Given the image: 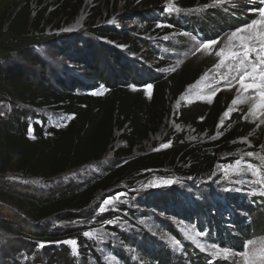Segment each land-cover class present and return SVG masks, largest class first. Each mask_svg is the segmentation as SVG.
<instances>
[{
    "label": "rangeland",
    "instance_id": "rangeland-1",
    "mask_svg": "<svg viewBox=\"0 0 264 264\" xmlns=\"http://www.w3.org/2000/svg\"><path fill=\"white\" fill-rule=\"evenodd\" d=\"M160 1L154 7L145 6L149 0H72L73 6L67 7L66 12V1H0V18L5 19V26L23 3L28 4L25 7L30 11L34 9L32 15L45 7L47 15L52 10L56 12L54 19L49 17L39 27L55 38L44 48L36 49L43 62L33 69L51 82L56 76L70 81L78 78L77 74L87 77L79 57L83 53L88 56L94 48H111L121 54L123 63L130 64L136 72L131 80L120 82L127 90L140 92L146 102L154 97L156 79L172 85L169 77L175 73L196 75L178 94L166 89L159 108L163 116L150 125L148 135L137 142L130 154L117 156L119 148L129 147L123 139L124 129L117 130L103 163H92L53 179L16 177L13 181L41 199L83 190L138 157L149 160L155 153H179L187 142L197 145L222 140L230 133V121L236 123L239 119L242 136L217 145L218 150L225 145L229 150L219 155L220 160L210 172L178 174L177 169L186 166L178 154L167 167L135 173L109 191H100L81 212L61 214L54 228L77 231L80 237L65 238L51 247L61 249L72 264H160L141 254L142 245L155 253L162 249L172 254V264H179L178 259L186 263V250L190 249L205 255L207 264H264V232L246 243L239 239L243 237L240 230L246 233L247 225L264 207V14L260 12L264 0H196L195 5H185L183 0ZM231 8L245 11L244 23L209 40L198 27L194 28L195 24L189 26L180 19L202 20L209 9H223L229 17ZM213 40L215 44L202 47L204 42ZM118 72L114 70L113 75L118 76ZM143 73L147 78L139 80ZM242 75L246 76L244 83L252 87L245 88L240 83ZM113 83L116 84L114 80ZM93 87L82 92L106 97L111 90L102 84ZM217 104L227 107L213 131L178 119L183 108L196 107L208 113ZM35 113L41 115L39 120L47 123V128H65L71 121L50 109ZM129 126L127 123L126 128ZM106 200L108 203H104ZM209 201L218 210L208 208L207 215H203L200 210ZM258 218L264 220V214ZM71 240L76 243H67ZM236 240L244 245H236ZM24 243L19 255L23 264H28L30 257L42 259L39 264L50 262L44 247Z\"/></svg>",
    "mask_w": 264,
    "mask_h": 264
},
{
    "label": "trees",
    "instance_id": "trees-1",
    "mask_svg": "<svg viewBox=\"0 0 264 264\" xmlns=\"http://www.w3.org/2000/svg\"><path fill=\"white\" fill-rule=\"evenodd\" d=\"M60 1H66L64 12L67 7L73 6L72 0ZM149 1L150 3L145 4L144 0L142 4L157 7L161 3L160 0ZM196 3V0H183L185 5ZM25 5L28 4L19 5L7 26L5 19L0 18V264H23L20 250L21 243L25 244L26 241L35 246L44 243V254L50 257L48 264H72L61 249L51 247L65 238L80 237L77 231L54 228L53 224L61 214L81 212L96 199L100 191H109L135 173L150 168L167 167L178 154H181L180 159L186 165L184 169H177L178 174H206L220 160L219 155L229 150L227 145L218 150L217 145L227 139L238 140L242 136L243 127L238 124L239 119L236 123L232 120L230 133L222 140H210L197 145L187 142L179 153L175 150H171L170 154L155 153L149 160L138 157L113 169L109 176L83 190L73 189L46 199L27 192L13 179H53L92 163H103L117 130L124 129L123 139L129 144V147L119 148L117 156L130 154L137 142L148 135L150 125L163 116L164 113L159 108L166 89L178 94L196 75L189 72L175 73L169 77L172 85L156 79L154 97L146 102L140 92H131L120 82L121 79L126 82L131 80L136 72L130 64L123 63L121 54L111 48H94L93 52L87 53L88 56L83 53V57H79V61L87 69V72H83L87 77L77 74L78 78L70 81L56 76L51 82L46 75L39 77L33 69L43 62L36 55V49L44 48L55 38L54 34L48 35L39 27L44 20H49V17L54 19L57 14L52 10L47 15L48 9L45 7L32 15L34 9L30 11ZM231 12L228 17V12L223 9H209L203 13L202 20L180 19L189 26L195 24L194 28L198 27L199 32L209 40L244 23L247 14L242 8H231ZM21 62L25 63V67L21 66ZM114 70H118L120 74L114 76ZM109 75L114 78L111 79ZM144 75L141 74L139 80L147 78ZM96 83L111 87L106 97L82 92L94 89ZM226 107L217 104L208 113L205 110L199 111L196 107H187L179 111L178 119L185 124L192 123L213 131ZM41 109H50L70 117V124L65 128L54 125L47 128V123L39 120L41 115L35 113ZM127 123L130 125L128 129ZM208 208L211 211L218 210L209 201L203 205L201 213L207 215ZM259 211L261 214L256 215L255 220L247 225L246 233L240 230L243 237L239 239L245 243L251 237L264 232V220L258 218L264 214V207ZM217 216L221 217L218 214ZM236 242V245H244L238 243V240ZM140 249L141 254L148 259H156L160 264H172V254L165 250L155 253L152 249L147 250L144 245ZM186 253L188 261L184 263L178 259L176 261L179 264H207L205 255L191 249L186 250ZM36 259L30 257L28 264L42 262V259Z\"/></svg>",
    "mask_w": 264,
    "mask_h": 264
},
{
    "label": "snow or ice",
    "instance_id": "snow-or-ice-1",
    "mask_svg": "<svg viewBox=\"0 0 264 264\" xmlns=\"http://www.w3.org/2000/svg\"><path fill=\"white\" fill-rule=\"evenodd\" d=\"M217 2H219V0H217ZM260 12H261L262 14H264V7H262V8L260 9ZM215 43H216L215 40H213V41H211V42H204V43L202 44V47H204V48H208V47H210L212 44H215ZM234 55H235V53H234ZM247 55H248V53H245V57H247ZM240 60H241V63H243L244 58L241 57ZM245 79H246V76H243V75H242L241 78H240V83H241L245 88H250V87H252L251 84H246V83H244ZM149 87H150V86H149ZM248 155H252V153H249ZM168 183H171V181H169ZM104 203H108V201L106 200ZM100 211L103 212V211H104V208L101 207V208H100ZM85 235H89V233H85ZM67 243H69V244H73V245H74V244L76 243V241L71 240V241H67ZM40 247H44V243H43V242L40 244Z\"/></svg>",
    "mask_w": 264,
    "mask_h": 264
}]
</instances>
